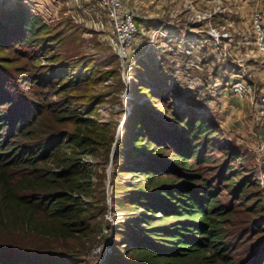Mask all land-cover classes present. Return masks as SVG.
I'll return each mask as SVG.
<instances>
[{"label": "trees", "instance_id": "obj_1", "mask_svg": "<svg viewBox=\"0 0 264 264\" xmlns=\"http://www.w3.org/2000/svg\"><path fill=\"white\" fill-rule=\"evenodd\" d=\"M61 42L21 4L0 12V264H90L104 228L87 158L107 156L115 122L94 114L103 73ZM137 66L134 88L152 98L133 103L116 143L113 172L130 175L114 184L125 218L104 264H264V175L249 189L259 184L217 121L172 101L170 71ZM238 244L246 260L231 254Z\"/></svg>", "mask_w": 264, "mask_h": 264}, {"label": "rangeland", "instance_id": "obj_2", "mask_svg": "<svg viewBox=\"0 0 264 264\" xmlns=\"http://www.w3.org/2000/svg\"><path fill=\"white\" fill-rule=\"evenodd\" d=\"M126 2L131 7L134 3L136 12L151 11L159 16L152 28L139 26L137 22L138 32L128 56L121 58L110 42L111 21L107 9L99 6L97 0H0V12L12 10L21 4L28 12L41 16L52 31H61L62 42L57 46L61 52L68 51L76 56L75 59H84L82 65L93 66L95 71L104 75V80L96 86V90L103 94L94 114L102 121L115 122V129L107 156L101 149L97 158H87L92 163L96 162L97 175H94V179L101 183L99 191H103L106 207L101 238L92 245L87 255L90 264H104L105 257L114 253L111 230L125 218V211L113 201L117 193L114 184L130 174L116 175L113 170L114 163L121 159V156H115L116 143L124 147L121 131L130 118L126 121V115H129L133 103L152 98L149 92L134 88L136 80L140 79L137 65L141 61L151 63L158 75L170 71L168 82L172 87V101L176 103L181 100L184 106L216 120L222 134L239 150L241 159L236 164L241 161L251 181L256 180L259 184L249 189L263 186L264 69L254 43L251 19L253 11L257 9L264 25V0H260L251 10L246 0L230 2L232 10L228 22L234 23V28L221 25L219 31L209 30L213 38L208 42H193L189 40L190 35H164L166 33L161 28L162 11L172 17L179 12L183 16L182 5L152 8L151 4L146 6L140 0ZM193 16L188 12L183 17L190 20ZM179 17L177 14L174 19ZM183 17L176 21L183 23ZM147 31H151L150 34ZM221 35H229L230 39ZM212 47L213 51H217L215 59L210 58ZM239 79L251 83L252 90L248 96L239 97L232 93L231 84ZM153 88L156 89L155 86ZM159 105L162 107L161 102ZM220 198L224 202L233 200L226 190L220 194ZM247 250V244H238L231 254L243 261L249 254Z\"/></svg>", "mask_w": 264, "mask_h": 264}, {"label": "crops", "instance_id": "obj_3", "mask_svg": "<svg viewBox=\"0 0 264 264\" xmlns=\"http://www.w3.org/2000/svg\"><path fill=\"white\" fill-rule=\"evenodd\" d=\"M140 1L146 6H149L151 4L152 8H158L159 6L169 7L171 5H182L181 12L184 13L183 16L188 12L193 13L194 16L190 20H185V17H183L180 12L176 13L175 15L178 14V17L180 16L179 18L183 17L184 22L182 23L176 21V19L179 18L174 19L175 15H173L172 17L167 12L165 14L163 10V14H161L163 25L161 26V28L163 29V32L166 33L164 35H190L189 40L193 42H196L197 40H201V42H208L213 38L212 33L209 30L213 29L215 31H219L221 29V25L232 29L235 26L234 23L229 24L228 22V17L230 15L229 12H231L232 10L230 2L233 3L234 0H159L160 3H158V0H145L143 2L142 0ZM246 2H248L250 6L249 8L251 10L252 7L260 3V0H246ZM137 3L139 2H136L135 4ZM132 6L135 8L136 5H134L133 3ZM141 12L142 11L138 12V10L136 12V19L139 26L152 28L151 25H154V23L157 22L159 14H155L151 11H149L148 13ZM262 12L264 15V10H262ZM220 22H222L223 24ZM150 32L151 31H147L148 34H150ZM221 36L228 37L230 39L229 35ZM210 50V52H212L211 54L215 52V55H217L216 49H214L213 51L212 47L210 48Z\"/></svg>", "mask_w": 264, "mask_h": 264}, {"label": "built area", "instance_id": "obj_4", "mask_svg": "<svg viewBox=\"0 0 264 264\" xmlns=\"http://www.w3.org/2000/svg\"><path fill=\"white\" fill-rule=\"evenodd\" d=\"M97 1L99 6L107 9L111 21L109 32L111 45L117 50L121 58H126L138 32L135 9L129 6L126 0ZM251 22L254 31V43L264 69V25L261 13L257 9L252 13ZM251 90V83L244 79L236 80L231 84L232 93L239 97L248 96Z\"/></svg>", "mask_w": 264, "mask_h": 264}]
</instances>
